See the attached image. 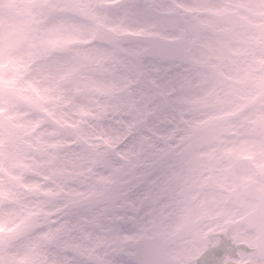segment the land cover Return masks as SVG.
<instances>
[{
  "label": "flooded vegetation",
  "instance_id": "1",
  "mask_svg": "<svg viewBox=\"0 0 264 264\" xmlns=\"http://www.w3.org/2000/svg\"><path fill=\"white\" fill-rule=\"evenodd\" d=\"M57 1L65 17L88 28L113 4ZM54 7L55 21L60 7ZM113 7L116 81L123 87L116 90V149L143 123L147 104L141 99L149 97L154 77H171L178 104L169 145L174 169L144 214L163 224L167 214L177 216L178 230L203 221L177 245L179 264H264V0H116ZM148 40L159 42L154 48ZM156 65L161 70L154 72ZM129 114L136 116L133 125ZM137 151L116 156L127 162ZM123 183L116 163L119 189ZM25 218L29 236L34 224ZM5 244L0 255L7 264Z\"/></svg>",
  "mask_w": 264,
  "mask_h": 264
},
{
  "label": "rangeland",
  "instance_id": "2",
  "mask_svg": "<svg viewBox=\"0 0 264 264\" xmlns=\"http://www.w3.org/2000/svg\"><path fill=\"white\" fill-rule=\"evenodd\" d=\"M46 1L0 0V77L5 78L0 82V113L23 131L12 137L0 125V237L6 241L1 254L7 264H58L57 251L70 249L95 264H107L109 254L141 238H168L180 219L167 214V224L151 223L143 214L135 236H110L102 226L107 219L103 213L120 187L116 162L104 150L95 158L88 146L100 136L105 148L116 146V90L123 88L116 81V0H101L113 4L103 8V19L93 31L65 17L57 0H52L60 7L54 21L56 14L45 8ZM135 63L140 69L139 61ZM77 91L88 97L76 100ZM44 114L57 119L59 128L46 125ZM78 140L87 145L77 146ZM23 210L34 227L25 241L13 246L9 237L26 223ZM70 212L75 219L67 218ZM50 235L54 248L48 246ZM181 249H170L162 264H179ZM3 260L0 255V264Z\"/></svg>",
  "mask_w": 264,
  "mask_h": 264
},
{
  "label": "snow or ice",
  "instance_id": "3",
  "mask_svg": "<svg viewBox=\"0 0 264 264\" xmlns=\"http://www.w3.org/2000/svg\"><path fill=\"white\" fill-rule=\"evenodd\" d=\"M148 91L149 97L141 102L147 104L143 123L133 125L136 116L129 114L128 124L133 125L131 133L116 149V152L139 149L136 159L129 156V161L125 162L115 152L112 154L114 162L122 165L124 183L111 207L103 213L107 219L102 221V226L110 236L123 233L135 236L141 217L174 169V157L169 147L174 143L170 139L175 127L172 117L178 107L174 83L170 76H157L150 82ZM67 218L75 219V214L70 212ZM136 247L135 244L126 245L122 251L109 254L107 264H144L139 250L130 254L131 248ZM57 257L58 264H95L92 259L70 249L57 251Z\"/></svg>",
  "mask_w": 264,
  "mask_h": 264
},
{
  "label": "water",
  "instance_id": "4",
  "mask_svg": "<svg viewBox=\"0 0 264 264\" xmlns=\"http://www.w3.org/2000/svg\"><path fill=\"white\" fill-rule=\"evenodd\" d=\"M155 55H160V54H155ZM161 56V55H160ZM47 122L49 124H53L52 120L50 118H46ZM13 130H15V133H19V130L14 129L10 123H7ZM190 228V227H188ZM186 229V228H184ZM184 233H187V231H181L178 235L173 237L171 240L164 244H157L158 240H152V241H147L142 243L138 250L141 253V259L144 261V264H160L165 258H166V253L167 250L176 244L178 240L183 239L185 236Z\"/></svg>",
  "mask_w": 264,
  "mask_h": 264
},
{
  "label": "clouds",
  "instance_id": "5",
  "mask_svg": "<svg viewBox=\"0 0 264 264\" xmlns=\"http://www.w3.org/2000/svg\"><path fill=\"white\" fill-rule=\"evenodd\" d=\"M207 194H209V195H210L211 193H207Z\"/></svg>",
  "mask_w": 264,
  "mask_h": 264
}]
</instances>
